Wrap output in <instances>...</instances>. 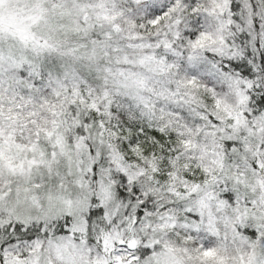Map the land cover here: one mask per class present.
<instances>
[{
    "label": "snow or ice",
    "instance_id": "6c2138e0",
    "mask_svg": "<svg viewBox=\"0 0 264 264\" xmlns=\"http://www.w3.org/2000/svg\"><path fill=\"white\" fill-rule=\"evenodd\" d=\"M0 264H264V0H0Z\"/></svg>",
    "mask_w": 264,
    "mask_h": 264
}]
</instances>
